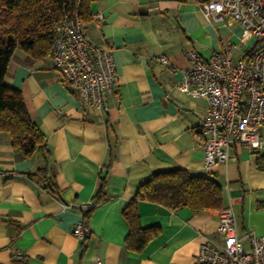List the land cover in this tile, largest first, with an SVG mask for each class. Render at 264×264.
<instances>
[{
    "label": "crops",
    "instance_id": "1",
    "mask_svg": "<svg viewBox=\"0 0 264 264\" xmlns=\"http://www.w3.org/2000/svg\"><path fill=\"white\" fill-rule=\"evenodd\" d=\"M199 2L99 0L91 6L83 33L93 45L114 50L119 77L101 112L81 104L51 57L39 61L15 52L4 83L21 91L46 138L48 176L58 192L26 176L37 172L41 157L25 158L0 133V264H91L97 258L102 264H195L203 243L221 241L220 210L193 215L140 202L141 226L159 232L141 252L125 246L123 211L139 185L178 169L222 186L224 209L233 208L245 248L250 235L264 234V171L256 156L234 147L227 165L207 169L196 133L207 101L178 88L189 67L187 51L209 58L231 44L239 59L255 45L235 20L205 17ZM162 56L177 71L163 65ZM103 180L107 199L95 206ZM81 220L90 231L84 240L72 232Z\"/></svg>",
    "mask_w": 264,
    "mask_h": 264
},
{
    "label": "built area",
    "instance_id": "2",
    "mask_svg": "<svg viewBox=\"0 0 264 264\" xmlns=\"http://www.w3.org/2000/svg\"><path fill=\"white\" fill-rule=\"evenodd\" d=\"M199 6L208 19L235 20L255 41L239 59L231 44L209 58L195 50L185 53L189 67L178 88L207 101L196 133L205 167L210 169L227 165L234 147H244L251 155L264 151V0H200ZM50 57L55 71L81 104L101 112L119 84L114 50L90 43L81 19L74 15L65 16L55 26ZM159 60L177 71L167 57ZM218 218L221 241L203 243L195 264H264V234L250 235L245 248L238 237L233 208L218 211ZM72 232L79 240L90 235L83 220ZM91 264L102 262L97 258Z\"/></svg>",
    "mask_w": 264,
    "mask_h": 264
},
{
    "label": "trees",
    "instance_id": "3",
    "mask_svg": "<svg viewBox=\"0 0 264 264\" xmlns=\"http://www.w3.org/2000/svg\"><path fill=\"white\" fill-rule=\"evenodd\" d=\"M98 1L0 0V133L8 134L12 147L25 158L36 154L41 157L37 172L26 176L43 184L53 194L58 191L48 176L51 149L38 125L30 118L21 91L7 86L4 78L17 50L39 61L50 57L55 26L65 16L77 15L82 23L90 21L91 6ZM255 156L257 169L264 171V153L259 152ZM106 186L107 182L103 180L94 197L95 206L107 199ZM140 202L161 205L172 212L187 208L193 215L224 209L222 186L213 178L194 176L181 169L156 172L139 185L135 197L123 211L129 226L125 246L134 252H141L159 232L157 227L141 226ZM259 208L264 209V205H259Z\"/></svg>",
    "mask_w": 264,
    "mask_h": 264
}]
</instances>
